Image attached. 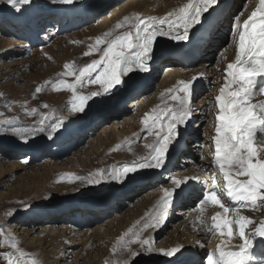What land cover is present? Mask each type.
<instances>
[{
	"label": "snow or ice",
	"instance_id": "snow-or-ice-1",
	"mask_svg": "<svg viewBox=\"0 0 264 264\" xmlns=\"http://www.w3.org/2000/svg\"><path fill=\"white\" fill-rule=\"evenodd\" d=\"M0 3H6L15 12H21L26 11L24 6H30L33 0H0ZM50 3L71 5L73 0H50ZM218 3L219 0H188L187 4L168 12L164 18L137 16L130 30L115 36L113 32H105L102 37L96 38L94 44L88 46L89 51L83 53L84 56H90L100 52V58L93 59L79 69L78 74L75 70H70L72 65L64 64L65 72L60 75L74 76L75 83L60 80L54 85V90H68L72 93L70 110L77 114L90 108L89 101L94 97L109 95L117 86L134 90L138 86L136 74L150 72L152 63L157 59V51H161L158 38H165L174 44H190L195 35L193 29L197 32L201 30L208 22L205 13L211 15L209 10H215ZM235 19L230 41V44L235 43V60L227 63L223 74L224 84L215 96V134L211 138L214 145V167L210 183L203 191L202 198L197 201L196 208L201 217L208 204L222 209V213L216 212L211 217V226L205 228L206 233L218 235L220 243L200 262L193 260L195 254L182 244H176L167 250L156 247L152 231L164 226L175 202L182 199L186 188L190 186L189 181H201L200 176L185 177L182 180L170 177L174 187L163 188L156 210L148 214L139 231L133 232L130 228L120 237L118 243L121 244L120 253L124 258L116 264H133V261L141 264L137 257L152 255L165 257L164 264H250L256 238L264 245V0H260V6L242 26ZM128 23L129 18L125 17L123 22L115 25V29L124 28ZM197 25L201 28H197ZM105 44L107 46L101 51L100 46ZM228 46L230 45H226L218 55H222ZM196 79L197 77L181 80L176 87L167 89L170 100L175 104L168 105L165 101V107L160 108L158 105L151 113L145 114L141 121L146 132L143 138L154 139L151 143L144 144L148 149L144 157L138 162L133 161L107 173L100 169L89 176H77L75 180L96 186L109 182L110 177V182L123 184L138 171L164 168L171 153L180 147L182 127L186 128L192 120L194 110L191 101ZM85 82L99 85L100 90L92 91L90 95L77 94V85ZM41 91L42 86L35 89L36 93ZM164 95L165 93L161 94L162 97ZM43 107L47 108L48 105L44 104ZM31 111L34 114L36 109ZM47 120L49 116L42 115L36 126L16 129L14 136L22 144H29L30 138L35 141L37 137L54 140V134L61 132L65 122L61 119L46 124ZM24 163L28 161L25 160ZM242 177L245 179H241ZM225 195L232 204L238 206H227L222 199ZM245 211L258 215L259 219L243 214ZM145 233L148 235L145 236ZM234 235L240 241L236 245L231 244ZM0 237L4 238L3 244L10 249L0 252L7 264H37L16 240H9L2 230ZM224 237L228 239L225 240ZM133 245L137 247L134 248ZM197 246L205 247L203 243H198ZM115 251L114 248L113 252Z\"/></svg>",
	"mask_w": 264,
	"mask_h": 264
},
{
	"label": "rangeland",
	"instance_id": "rangeland-1",
	"mask_svg": "<svg viewBox=\"0 0 264 264\" xmlns=\"http://www.w3.org/2000/svg\"><path fill=\"white\" fill-rule=\"evenodd\" d=\"M39 1L41 2L43 0H39ZM40 2H35V3L36 5H38ZM44 3L45 2L41 3L42 5H39V6H43L42 7L43 9L44 8L47 9L46 8L47 6H51L49 5L51 4L50 1L46 4ZM131 3L132 0H111L100 6L93 8L91 11L94 10L96 13L93 14L92 17L89 18L84 23V25L76 28L75 30L73 29L71 32H67L63 35L55 36L51 38H48V36L46 35L47 33L45 34L42 33L41 40L38 41L34 39L31 40L24 39V41H22L23 40L22 39L21 40L22 47L20 46L14 48L10 45H4V47H2V51L7 52V56L5 58L0 59V69L2 65L6 67L10 66V68L8 67L7 69L1 70L2 72L0 71V103L4 100L6 101L4 107H1L0 105V113L3 114L0 115V133H4V135H0V142H7L11 146L13 145L15 149L18 148L19 150H21L20 148H30L35 143H40L41 141L43 142V148H41L40 150L37 149H34L32 151L27 150L24 152V154L21 155V157L19 156L18 158L15 159L10 158V160H8L9 161L8 164L11 163L16 164L15 162H18V164L16 165L18 166L22 164L23 168L13 169L12 171L0 177V230L4 231V233L8 236L9 240H16L19 246L21 247V249L27 253L40 252L42 254L47 255L50 253L51 248H53L54 245L56 246L60 244V242L51 239H46V241L42 240L41 242L38 243H35L36 241H33L34 243L29 245L24 241L22 242L18 234L19 232H22L24 228L28 231L32 230L33 232L31 231L30 234L33 233L34 234L33 236H36V238L40 240L43 239V237H40V232L38 229L41 228L42 226H44L45 228L48 225H55L58 226V230H57L58 232L60 231L61 234L63 233L64 237L67 235L65 237L67 241L72 240L73 237L71 236V232L68 230H69V226L71 224H74L73 221H70L73 219L71 218L72 217L71 215L75 213L74 209H67L65 215H62V217H60L61 219H59L58 221H51V223L42 226L40 222L42 220L45 221L44 219H37L32 222H29L28 223L29 226H24L23 221L30 219V217L36 211L39 210L41 211L50 208H60L67 202L76 198L77 196H81L83 194L81 190L82 189L84 190L85 183H81L80 181L75 180V177L80 176L79 174H82V170L84 169L83 167L84 161L88 159H89L88 161L90 160L92 161L94 159L95 163H100L101 161L103 162V160L108 158L107 160L109 161L107 163L110 164V166L112 165L111 169H114V167L117 164H119L118 160L126 162L127 156L129 155L131 156V154L133 155L132 150H130V153L129 151L126 152L121 150H120L121 152H118L119 147L117 146L119 145L121 146L123 142H125L128 139V137L131 135L130 132L131 130L129 129L135 127L134 125L137 117H141L145 115L144 113L149 108V106L144 105L141 110L136 111L137 108L131 109L133 105L132 102L137 99V97L135 96L138 95L140 96V94H142L141 96H146L147 99L150 100H153L154 98L158 97L160 99L159 104L162 106H166L165 101H167L168 105H170L173 102L170 100L167 94V90L162 91V87L164 85V80L166 75L165 69L167 68L164 66L155 67L156 71L154 73V76L150 77L152 79L151 81L147 80L146 82H144V81H138L139 79H137L138 82L137 91L140 94L135 93L136 95H133V92L131 93L130 90H125L124 87L117 86V88L113 89L111 94L94 97L91 101H89L90 108H86L84 113L77 114L71 112L70 110L71 105L69 102L73 99V96L70 91L54 90V85H56L60 80H65L68 83H75L74 76L69 77L67 75L64 76L60 75V73L65 72L64 64L67 63L72 65V69L70 70H75L76 74H78L79 69L86 66L93 59L100 58V54H101L100 52L93 53L90 56L83 55L84 52L89 51L88 46L90 44H94L97 37H102L105 32H110V28L114 29L113 31H111L113 32V34L122 33L125 30L127 31L131 29L132 24L135 22L136 16L133 17L126 15L125 17L130 18L129 19L130 22L124 28L115 29V27L112 26L124 21L121 19L122 17L120 18L121 21L119 20V17L118 19H115L117 17L116 14L118 13V11L119 12L124 11V9L127 8ZM168 4L169 1L165 5ZM235 4L238 6L237 12L232 13L230 15V22L231 19H233L235 16L248 17L253 11H255V9H257L260 6V0H235ZM3 6L5 8L2 9V12L6 13L7 11H10L9 10L10 7L9 6L7 7L6 3L5 4L0 3V8H2ZM53 6L54 4H52L51 7ZM227 6L228 3L224 2L221 4V9L224 10L225 8H227ZM39 13L40 14L43 13V15H39V16H43L42 21L46 20L45 23L46 27L49 23L53 22L50 19V17H47L49 11H42ZM53 17H55V15L52 16V19ZM110 19L111 21L113 20V23L111 21H108ZM210 28L211 26H208L207 31L211 32ZM232 31L233 30L227 29L225 24H221V26L215 30V35L213 34L214 35L213 42L210 43L209 47H207V50L204 51L205 52L204 57L201 60H199L196 64L192 65L194 70H197L196 74L194 75L195 77H197V79L194 82L195 92L193 95L194 97L193 100L194 103L198 102V104L195 103V105L202 106L199 114L195 118L192 117V119H195V121L197 122L198 118L199 119L204 118V123L201 126V128L200 127L199 129L195 128L197 130V134L200 135L202 139L203 146L200 149L201 157H203V155L208 157L210 156V153H206L207 151L206 139L209 134L214 133L213 131L215 128L214 119L216 113V110H214L215 96L216 94L219 93V87H217V85L221 84L222 82V79H219L218 77L219 75L223 77V74L226 70V65L227 63H229L228 61L230 59L229 51L230 49H232L231 47L232 43L230 44V41L232 39L231 37ZM20 33H23V30H20ZM78 38L82 39L79 43H78ZM28 41H35V42L34 44L29 45ZM2 43L3 42H0V45ZM217 44L219 46L218 48H216L217 58L215 60V53L209 54L208 51L213 50L214 49L213 46ZM226 45H230V46L227 47V50L224 51L222 55H218L222 49H225ZM105 47L106 44L101 45L100 46L101 51ZM164 57H166V52L162 53L160 56L157 57V59L155 60L156 64H159L161 58ZM210 57H212L211 60L208 59ZM17 68L21 69L22 71L18 72L15 75L10 74L12 73L10 71L15 72L16 70H18ZM201 74H203V77H201ZM94 75L95 74H93V76ZM141 79L143 80V77H141ZM45 81H48V83H45ZM38 86L39 87L42 86V91L36 94L35 89ZM141 86L143 87V89L140 88ZM43 88H45V90ZM99 90H100L99 85H91L85 82L82 85H77L76 92L79 95H90L92 91H99ZM121 91H126L124 93L123 98H120L119 101L116 102L115 106H112V102L119 97ZM161 92L165 93L163 97L161 96L162 94ZM20 99L22 102L20 101ZM44 104H47L48 107L44 108L43 107ZM118 104H119V109H118ZM33 108L36 109V112L34 114H32L31 111ZM197 109L199 108L197 107ZM203 110L205 114L201 116V112ZM42 115L49 116V120L45 122L46 124L54 123L61 119L65 122V127H71L73 125L83 124L84 126L78 133L79 137H81V140L79 142L73 139L70 140V142L68 143V149L61 155H57V157H54L56 153H53V151L55 149V146H57L56 144L57 141L59 140L58 138L60 136L59 135L60 133L54 134L55 138L54 140L51 141L47 140L46 138L40 139L39 137H37L35 141H32L30 138L29 144L20 143L18 139L14 136V130L16 129L23 130L26 128H31L33 126H36L37 122L40 120ZM128 119L131 120L130 121L131 123L133 121V125L127 124V128H126V121ZM4 121H9V123L12 124L11 125L5 124ZM129 126L132 127L129 128ZM105 127H108L110 129V131H108V133L106 134L103 133ZM64 128H62L61 132L64 130ZM196 130L195 131L192 130V131L196 132ZM124 132L125 133L128 132V135L129 134L130 135L128 136L126 134L125 135L126 137L124 136L122 140L119 139L118 135ZM145 136H146V132H144L143 136H141L139 139L138 138L136 139L135 141L137 143L136 148L142 145L144 139L143 137ZM150 138H154V137H150ZM46 142H49L51 144L47 145ZM104 144L107 147H105ZM93 147L98 149L95 148L93 149ZM189 149L191 153L194 151L192 150L190 145H188L187 151H189ZM111 150L112 152L110 153ZM193 155L195 156V153H193ZM29 156H32V159ZM89 156L92 157L90 158ZM102 156L103 158L105 156L108 157L107 158L105 157L103 159ZM139 156L136 155V159ZM183 156L184 155H180V157L174 160V162L170 158V160L167 163V166L165 167V169L167 168L168 171L164 169V171H162L163 172L162 177L164 176V174L170 175L171 172L177 169L181 170L180 166L182 165L181 159ZM124 158L126 159L123 160ZM6 159L7 158L3 156V153L0 152V166L5 165L7 163ZM200 159L201 158H198V162L201 163L203 159L202 160ZM25 160H29L28 163H24ZM94 160L92 163H94ZM124 162H120V163H124ZM205 174L206 175L204 176L206 177L209 176L210 171L206 172ZM163 178L162 179L158 178V182H156V177L154 176L150 179H146L141 183L129 185V188L125 190L126 194L127 193L128 195L132 194L136 198L131 200L130 205L124 208L125 211L118 210L117 203L120 204L121 201L126 200L128 198L127 196H124L119 200H116L115 203H112L113 201L105 203L104 204L105 208H103L100 211H95V214L91 213L92 214L91 215L88 213H82L83 217H81L80 220L84 218L86 222L84 223L81 222V225L86 224L85 226L88 227L92 226L94 227V229L100 228V231L104 230L102 232H106L105 231L106 227L110 223H114L113 225L114 230L112 229L109 231V236L112 237V242L119 241L121 235L123 236L124 233L127 232L128 229L130 228L133 230V232L139 231V229L142 227L143 223L145 222L149 214L147 213L145 219L140 216L142 214L143 207L146 205L145 196L149 195L151 190L153 189L159 190V188L152 187L147 191L144 190L138 195L136 192L139 189L146 187L148 184H150V182L159 185H166L168 187L172 186V184L170 185L169 180H163ZM131 179L132 178H130V180ZM130 180L128 179L126 182ZM105 183L102 182V185L98 188L100 189ZM206 188L203 191H205ZM203 191L198 192L197 194L198 198L197 199L194 198L195 199L194 201H191L190 203L188 202L187 204H185V206H182L181 208H177V211L174 209L176 211L174 212L178 213V210L183 211L185 208H189L190 211H192L191 212L192 214L188 212L185 213L180 220H177L176 223H174L173 221L171 222V219L177 218L178 216L177 215L175 217L173 215L169 216V219L164 224L163 228L162 227H161L162 229L159 228L158 235L151 233L152 236L154 237V241L157 248L160 245H163L164 242L168 240H172V236L174 240L177 237L178 238L185 237L186 239H184V241L189 240L191 238L189 235H192L193 232L199 230V228L202 226L201 223L204 219V215L207 214V212L204 211L203 219H200L201 215L196 210L197 201L202 198ZM108 203H112V204L110 205ZM209 205L210 204L206 205L205 208L207 207L209 208ZM213 207L217 208V206H213ZM66 208L68 207H64V209ZM18 209L19 211H17ZM94 209H90V210H94ZM106 211H108L109 213L107 212L104 218H101L100 220H98V222H96L97 218L102 216ZM13 213L15 214L13 215ZM85 214L88 215L89 217H86ZM125 215H128L127 218L128 220L125 223L127 224L125 225L126 229L124 227L120 228L119 224L117 223L118 221H120V219H122L121 222H123V218L125 217ZM194 216H197L196 217L197 219L196 218L194 219L193 218ZM51 217L52 220H54L55 214L53 216H49V218ZM199 219L200 221L197 222V220ZM87 220L91 222L88 223ZM205 220L208 222L210 218L208 217ZM210 223L208 222V226L211 225ZM171 224H173L172 227ZM11 225L12 226L14 225V229L16 228L19 230V228H22L18 231L17 236L15 235L16 233H12V231H9V227ZM179 226H182V228L177 231L178 234L175 237L172 234L174 233L175 229H177ZM112 232L113 235L111 234ZM160 233L161 234L165 233V234L160 235ZM206 234H207L206 236L207 238H210L212 235L211 233H206ZM144 235L147 236L148 233H145ZM102 238H107V237L103 234ZM3 239L4 238H2L1 240L2 242ZM125 239H127V237H125ZM196 239H197V235L192 238L193 242ZM74 242L76 244L73 247V249L71 248L69 249L70 246L66 247L70 252L72 251L71 252L72 255H70V257L64 264H73V262L76 261L75 259L77 255L75 254H77L82 249L80 242L77 241ZM206 246L209 247V244H206ZM196 253H197L196 257H198L199 262L207 255V254L202 255L200 249L198 250L196 249ZM80 257H82L83 259L86 257L88 259L90 258V262H91L92 261L91 258L94 257V254H92V250L84 248L82 249V253L80 254ZM3 259H4L3 257L2 259H0L1 262L0 264H2ZM83 259L82 260L78 259V263L83 264L84 262Z\"/></svg>",
	"mask_w": 264,
	"mask_h": 264
},
{
	"label": "bare ground",
	"instance_id": "bare-ground-1",
	"mask_svg": "<svg viewBox=\"0 0 264 264\" xmlns=\"http://www.w3.org/2000/svg\"><path fill=\"white\" fill-rule=\"evenodd\" d=\"M49 1L50 0H43V1L40 2L39 0H35V1H33V3L30 6H24L27 10L26 11L22 10L21 12H15L11 8H9L10 11H7L6 13H4V12H2V9L5 8V7L3 6L2 8H0V18H2L4 20H6L7 18H10V21L8 23H6V24H8V26L10 28V26H11L10 23H12V21H15V20L16 21H20V22L26 21V20H28L29 17L32 16L33 11H37V12H42V11L51 12V11H53V15H56V14L58 15L59 13H64V12L69 13V14L75 13V12L83 13L85 11H91L93 8H95L97 6H100V5H102V4L106 3V2H109L111 0H87L80 7H75L72 4L71 5H58V4H56L53 7H51L52 4H49L51 6H47L46 5L47 9L44 8L45 10L42 8L43 6H39V5H42L41 3H43V2H45L44 4H46ZM168 1H169V4L165 5ZM35 2H40V3L38 5H36ZM224 2H227L228 6H227V8L222 10L221 9V4L224 3ZM187 3H188V0H132V3L127 8H125L124 11H121V12L118 11V13L116 14L117 17L115 16L116 17L115 19H118V17H119V20H120V18L122 17L121 19L124 20V17L126 15L133 16V17L136 16L137 17L139 14H140L139 16H142V17L155 16V17H158V18H164V17H166L168 12L176 11L179 8L183 7ZM3 4H5V3H3ZM237 7L238 6L235 4V0H219V3L215 6V10H213V9L209 10L211 12V15H209L208 13H205V15L208 16V22L205 23L202 28H201L200 25H197V28H201V30L197 32L196 29H193V32L195 33V35L192 37L191 43L188 44V45H185L183 43L174 44V42L168 41L165 38H158V46L161 49V51H157V57L160 56L162 53H165V52H166V57L161 58V60L159 61V64H156V61H154L152 63V65H151L150 72L136 74L137 79H139L138 81H144L145 82V80L147 78H150V77L154 76V73L156 71L155 67H162V66L167 67L165 69L166 75H165V80H164V85L162 87V91H164V90L166 91L169 88L176 87L178 85V82L181 81V80L187 81V80H190L193 77H195L194 75L196 74L197 70H194V68L192 66L195 62L188 63V62L182 60V58H177L175 53H185L189 49H191L192 47L200 48V46H199L200 43L206 41L205 37L207 35H210V37L212 39H214L213 38V36H214L213 33L207 31L208 26H210L213 21H219V20L221 21V20L225 19L226 15L228 13H231V14L232 13H236L237 12ZM218 18H219V20H218ZM234 18H236L235 22L239 23L242 26L243 22L245 20H247L248 17H244V16L237 17V16H235ZM234 18L231 19V22H230V16H229V19L227 18L225 20V22L222 23V24H225L227 29L233 30ZM50 19L53 22L49 23L47 25V27H46V25H45L46 20L42 21L43 20V16H38V17L32 19L29 23L27 22V24L25 26H23V27H22V25L21 26H15V29H14L13 33L8 31V27H4V26L0 25V42L4 43V44L2 43L0 45V59L5 58L7 56V52L2 51V47H4V45H10V46H12L14 48L15 47H20V46L22 47L21 39H23V41H24V39L29 38L30 33H33V34L36 33L35 35H32V36L41 37L42 33L44 34V32L46 30L47 31L49 30V32L46 31L47 34H49L48 38L55 37L58 34V32L56 30L59 29L58 27H60L62 22L58 21V24H56L57 17H53V19H52V17H50ZM108 21H111V19L108 20ZM232 21H233V23H232ZM47 22H48V20H47ZM74 22L75 21H73V23ZM111 22L113 23V20ZM64 23L68 24L67 23V17H65ZM81 25H84V23L81 24ZM67 26H69V24ZM112 26L115 27V25H112ZM78 27H81V26H77L76 25L74 30L76 28H78ZM102 28H104V27H102ZM20 30H23V33H20ZM113 30H114L113 28H110V32L113 31ZM203 30L206 31V34L204 36H202L203 35ZM241 30H242V27H241ZM114 35H116V34H113V36ZM237 39H238V37H237ZM81 40L82 39L78 38V43ZM34 42L35 41H28V44L32 45V44H34ZM206 42L208 43L209 41H206ZM218 46H219L218 44L214 45L213 46L214 49L212 48L213 50L208 51L209 54H214L215 53V60L217 58V56H216L217 55L216 54V48H218ZM231 47H232V49H230V51H229L230 52L229 53L230 59L228 61L229 62H234L235 54H236L235 43H232ZM200 54H201V56L204 57V53L202 51H201ZM195 58H198V57L196 56ZM208 59L211 60L212 57H210ZM180 64L190 65V66L178 67ZM8 67L10 68V66L6 67V66L2 65L0 71L3 70V69H7ZM21 71H22L21 69H18L15 72L10 71V72H12L10 74L15 75V74H17L18 72H21ZM197 73H199V72H197ZM151 74H153V75H151ZM216 75H217V73H216ZM141 77H143V80L141 79ZM218 78L222 79L221 84L217 85V87L220 88L224 84V79H223V77H221V75H219ZM32 82H34V81H32ZM43 89L45 90V88H43ZM119 89H121V88H119ZM125 90H128V89L125 88ZM125 92L126 91H121L120 92L119 97L112 102V106H115L116 102L119 101L120 98H123ZM132 92H133V95H136L135 93L140 94L137 91V87L134 90H131V93ZM141 95L142 94H140V96ZM140 96L139 95L135 96V97H137V99L132 102L133 105H132L131 109H136L137 108L136 111L137 110H141L143 108V106L146 105V106H149V108L144 114H148V113H151V111L154 108H156L158 105L160 106V108L165 107V106H162V105L159 104L160 103V99L158 97L154 98L153 100H150V99H147L146 96H141V97ZM192 99H194V98L192 97ZM20 101H21V99H20ZM5 102L6 101L4 100V101H2L0 103L1 107L5 106ZM195 103H194V100L191 101V106H192V108L194 110V114H195V116H197L199 114L200 109H201L202 106L201 105H195ZM97 104H99V103H97ZM173 104H175V103L172 102L170 105H173ZM196 104H198V102ZM197 107L199 109H197ZM214 110H216L215 107H214ZM204 114L205 113H204V110H203L201 112V116L204 115ZM144 116L145 115H143L141 117H137L135 125H134L135 127L129 129V130H131L130 131L131 135L129 134L130 136L128 135V132H126V133L124 132V133H121V134L118 135V138L121 139V140L126 134L129 137H128V139L125 142H123V144L121 146L119 145V151L118 150L117 151L118 152H121V151H126L127 152V151H129V153H130V150H132L133 151V155L131 154V156L130 155L127 156V159L124 158L123 160L126 159V162L118 160L119 164L116 163L117 165L114 167V169L123 167V165H125V164H131L133 161H137L138 162L141 157H144L147 154L148 149H146L144 147V144L145 143H151L154 138L147 137L146 139H143L142 145L139 146L138 148H136V144L137 143L135 142L136 139L137 138L139 139L141 136H143V133L145 132L144 131V125L141 123V121L143 120ZM130 121H131L130 119H128L126 121V128H127V124L133 125V121H132V123ZM188 123H192V121L190 120ZM203 123H204V118H200V119L198 118L197 122L196 121L194 122V128H197V129H199V127L201 128ZM7 124L11 125L12 123L11 124L7 123ZM83 126L84 125L81 124V125H73L71 127H65L64 130L62 132H60V134H59L60 136L58 138L59 140L57 141V144H56L57 146H55V149L53 151V153H56L55 156L56 155H61L62 153H64L68 149V143L70 142V140L73 139V140H77L78 142L81 140V137H79L78 133L82 129ZM130 127H132V126H129V128ZM182 129H183V139L180 142L179 149L177 151H175V155L176 156L177 155H184L182 157V159H181V163H182V165L180 166L181 170L177 169V170L171 172L170 175H165L164 174V176H163L164 178L163 177L162 178H163V180H169L170 181V179H169L170 177H171V179H180V180H182L185 177L200 176L201 177V181H189V183H192L193 185H195L198 191H203L206 188L207 184L210 183V179L209 178H210V176L212 174L211 170L214 167L213 162H212V157H213V154H214V145L212 144V139L211 138H212V136H214L215 132L212 133V134H209L207 136V139H206V149H207L206 153H210V156L208 157V156H204L203 155V160L200 159V160H202V162L200 163V162H198V158H201L200 149L202 147V139H201L200 135L197 134V130H196V132L191 131V134H190V133L185 131L184 127H182ZM108 131H110V129L108 127H105L103 133L106 134V133H108ZM185 136L190 138V139H188L189 141H188L187 145H190L192 150H194L192 153L190 152V149H189V151H187L186 146L184 147V144H183L182 141L184 140ZM0 144H1L0 145V152L3 153V156H5V158H7L6 159L7 163L5 165H1L0 166V177H2L6 173L12 171L13 169H22L23 168L22 164H20L18 166L16 165V164H18V162H15L16 164H13V163L8 164L9 163L8 160H10V158L15 159V158H18L19 156L21 157V155L24 154V152L27 151V150L28 151H32L34 149L40 150L41 148H43V142L42 141L40 143L33 144V146L30 147V148H20L21 150H19L18 148L15 149V147L13 145L11 146L7 142H0ZM46 144L48 145V144H51V143L46 142ZM105 147H107V146L105 145ZM94 148L95 147H93V149ZM95 149H98V148H95ZM111 152H112V150L110 151V153ZM90 153H92V152H90ZM193 153H195V156L193 155ZM172 154H173V152L171 153L170 157H172ZM136 155H138V156L141 155V156H139L136 159ZM103 156H102V158H103ZM29 157L32 159V156H29ZM107 159H105L106 161L103 160V162L101 161L100 163H95L94 159H93L94 163H92L93 160L92 161L91 160L88 161L89 159L84 161V166H83L84 169L82 170V174H79V175L80 176H89L90 174H93V173L97 172L100 169H103L104 172L107 173L109 170H111V166H112V165L110 166V164L107 163L109 161ZM29 160H27V161H29ZM169 160H170V158H169ZM120 162H124V163H120ZM167 163H166V166H167ZM165 167L160 169V170L151 169V170L138 171L131 180L129 179L130 181L125 182L123 184H117V183L110 182V179H111L110 178L109 182H106V183L104 182L105 184L100 189L98 187H100L102 185V183L99 184V185H96V186H89L88 184L85 183L84 184V190L83 189L81 190V192L83 193L81 196H77L76 198H74L71 201L67 202L66 204H64L60 208H50V209H45V210H41V211L40 210L36 211L30 217V219H27V220L23 221L24 226H29V224H28L29 222H32V221L37 220V219H44L45 221L42 220L40 222V224L42 226V225H46L48 223H51V221H58L59 219H61L60 217H62V215H65V212H66L67 209H74L75 213L71 215L72 216L71 218H73V219L70 220V221H73L74 224H71L69 226V230H68V231L71 232V236L73 237L72 240H71L72 243H71L70 240L68 241L69 243H65V241H67L66 238H65L67 235L64 237L63 233L61 234L60 231L58 232L57 231L58 230V226H55V225H48L45 228H44V226H42L41 228H39L38 230L40 232V237H43V239H40V240H38L36 238V236H33L34 235L33 233L30 234V232L32 230L28 231V230H26L24 228L22 232L18 233V231L20 229H22V228H19V230L16 229V228L14 229V225L13 226L11 225L9 227V231H12V233H16L15 234L16 236L19 234V237L22 240V242L24 241L25 243H27L29 245L33 244L34 243L33 241H36L35 243H38V242H41L42 240L46 241V239H51V240L60 242V244H58L56 246L54 245L53 248H51L50 253L47 254V255L42 254L40 252L28 253L29 258L36 260L37 264H64V263H66V261L68 260L70 255H72V253H71L72 251L70 252L68 250V248H66V247L70 246L69 249L70 248L73 249V247L76 244L74 241L80 242L81 246H82V249L86 248V249L92 250V254H94V257L91 258L92 259L91 262H90V258L88 259L86 257V258L83 259L82 257H80V254L82 253V249H81L77 254H75L77 256H76V259H75L76 261L73 262V264H80V263H78V259H80V260L83 259V261H84L83 264H116V262L118 260H120V259H122L124 257L122 256V254L120 253V250H119L120 249V243H118V241L112 242V237L109 236V231L112 230V229L114 230V228H113L114 223H110L107 227L105 226L106 227V229H105L106 232H102L104 230L100 231V228L99 229H94V227H92V226H90V227L85 226L86 224L85 225H81V222L82 223L86 222L85 219L83 218L82 220H79V222H77L76 221L77 216H75V215L77 213H79V215L81 213H84L86 209H94V208L95 209L96 208L101 209V208L104 207L105 203L112 202L113 200L116 201V200H119L120 198H122L124 196H127L128 198L126 200L121 201L120 204L117 203L118 210H120V211L124 210L125 207L130 205V201L133 200L134 198H136L132 194H129V195H128V193L126 194L125 190L129 188V185L138 184V183H141V182L145 181L146 179H150V178L154 177L155 174H158V173L164 171ZM208 171H210L209 176H207V177L204 176V175H206L205 173L208 172ZM216 171H217V174H218V169ZM243 179H245V178H243ZM170 185H171V182H170ZM152 187L159 188V190L153 189L154 191L151 190L150 194L145 196L146 205L143 207L142 214L140 215L144 219L147 216V213H151L154 210H156L157 203L160 200L161 196L163 195V188L168 187V186L159 185V184H156V183L154 184V183L150 182V184H148L146 187H144L142 189H139L136 193L138 195L141 192H143L144 190L147 191V190H149ZM173 187L174 186L172 185V186H170L168 188H173ZM188 195L189 196L187 198L189 199V201H188L189 203L191 201H194L195 199L198 198L196 193L190 192ZM116 198H118V199H116ZM222 199L224 200V202H225V204L227 206H230V207H237L238 206V205L232 204L231 201L226 197V195L223 196ZM138 201H140V200H138ZM73 203H75V204H73ZM180 203H181V206H182L183 205L182 200L180 201ZM64 207H68V208L64 209ZM174 209L176 210V206L173 207L170 210V214H169V216H171L172 213H173L174 217L176 215L178 216L177 218L171 219V222L173 221L174 223H176L177 220H180L181 217L185 213H187V212L191 213L192 212V211H190L189 208H185L183 211L182 210H178V213H175ZM205 211L207 212V214H205L206 216L204 215V219H203V216L200 218V219H203V221L201 223L202 226L199 228V230L193 232L192 235H189L191 237L189 240H185L184 241V239H186L185 237L184 238L183 237L182 238H178L177 237L174 240V238L172 236V240H168V241L164 242V244L160 245L158 248L167 250L171 246H174L176 244H182L186 248H189L190 250L195 251V252H196V249L197 250L200 249L202 255L203 254L206 255L207 253L213 252L215 250V248H216V245L220 243L221 238L218 235H213V234L211 235L210 238H207L206 237L207 236L206 231L204 232V230H205L206 226L207 227L211 226V225L208 226V222L209 223L212 222L211 217L213 215H215L216 212H221L222 213V209H220L219 207L214 208L213 205L210 204L209 208L208 207L205 208ZM107 212L108 211H106L102 216H100L98 218L96 217L97 218L96 222H98V220H100L101 218H104ZM54 214H55V217H54L55 219L54 220H52V217L49 218V216H53ZM243 214H247V215H250V216H255V218L257 220L259 219L258 215H255L254 213H251V212L245 211V212H243ZM85 216H86V214H85ZM229 216L231 217V213L229 214ZM196 217L197 216H194L193 218L195 219ZM208 217L210 218V220L207 222L205 219L208 218ZM96 218H94V219H96ZM127 218H128V215H125V217L123 218V222H121L122 219H120V221L117 222L119 224L120 228H122V227L125 228V225H127V224H125L127 222V220H128ZM168 219H169V217H168ZM200 219L197 220V222L200 221ZM172 225L173 224H171V227H172ZM202 227H203V229H202ZM128 228H129V226H128ZM181 228H182V226H179L177 229H175V231H174V233L172 235H174L176 237V235L178 234L177 231L179 229H181ZM12 229H14V230H12ZM158 230L159 229L153 230L152 233L158 235ZM123 231H125V230H123ZM165 233H163V234H165ZM103 234L107 238H102ZM111 234L113 235V232ZM163 234L160 233V235H163ZM196 235H197V239L193 242L192 238L194 236H196ZM2 238L3 237H0V242H1V244H0V252L10 251V249L8 247H6L7 245H4L3 242L1 241ZM223 239L227 240L228 238L224 237ZM191 242H193V243H191ZM198 243H203L205 245V247L204 248L198 247L197 246ZM238 243H240V241L238 239V236L234 235V238L231 240V244L232 245H236ZM206 244H209V247H207ZM133 247L135 248L137 246L133 245ZM108 248H110V249H108ZM114 248H116L115 252H113ZM233 250H235V249H233ZM84 254H85V252H84ZM2 257L3 256L0 255V259H2ZM136 259L139 260L141 262V264H164L166 258L163 257V256H159V255H152V256H139ZM6 263H7L6 259L4 258L2 264H6ZM133 264H136V262L133 261ZM250 264H264V245H262L260 243L259 238H256V243H255V245H254V247L252 249V260L250 261Z\"/></svg>",
	"mask_w": 264,
	"mask_h": 264
},
{
	"label": "water",
	"instance_id": "water-1",
	"mask_svg": "<svg viewBox=\"0 0 264 264\" xmlns=\"http://www.w3.org/2000/svg\"><path fill=\"white\" fill-rule=\"evenodd\" d=\"M86 0H73V5H76V6H78V5H81L82 3H84Z\"/></svg>",
	"mask_w": 264,
	"mask_h": 264
}]
</instances>
